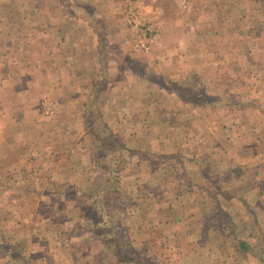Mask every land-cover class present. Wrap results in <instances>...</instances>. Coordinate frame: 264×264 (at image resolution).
I'll return each mask as SVG.
<instances>
[{
  "label": "crops",
  "instance_id": "1",
  "mask_svg": "<svg viewBox=\"0 0 264 264\" xmlns=\"http://www.w3.org/2000/svg\"><path fill=\"white\" fill-rule=\"evenodd\" d=\"M125 2L0 0V264H98L100 226L134 238L123 264L264 263V0H157L147 54Z\"/></svg>",
  "mask_w": 264,
  "mask_h": 264
},
{
  "label": "trees",
  "instance_id": "2",
  "mask_svg": "<svg viewBox=\"0 0 264 264\" xmlns=\"http://www.w3.org/2000/svg\"><path fill=\"white\" fill-rule=\"evenodd\" d=\"M112 157L113 156H108V159H112ZM114 162H116V161H114ZM114 168H115V166L112 168L113 170L110 172L111 173L110 180L107 178L104 183L97 184V187L104 186V189L108 190L109 195L107 194L108 196L106 195L107 197L105 196L104 199H105V203H107V206L109 207V210H111V211H112V209H115V207H120L119 203H121V202L123 203L124 206L129 203L128 199L125 202L124 199L122 201L121 197L118 198V196H120V190L116 187H118L117 180L119 177V169L117 167L115 169ZM100 170L102 171V168ZM108 182L113 184L114 188H112V190H110L107 187ZM100 201L102 202L101 199H100ZM120 209H122V208H120ZM87 210H88V213H87L88 215L86 214V218L88 219V222L92 223L94 218L96 220H101V217H102L101 214L102 213L99 212V207L92 205V201L90 203V200H89V206L87 207ZM122 213H123V210H122ZM109 215L112 219V222L113 221L117 222V220L119 221L118 216H116L114 214H109ZM88 224L89 223H87L86 225H88ZM86 225L81 227L82 232L79 231L78 237H82V235L84 233L89 231L87 229ZM115 230L119 232V235H120V232L122 235L123 234L125 235L124 231L117 230V229L105 230L102 226H100L98 229L94 230L95 233H99V240H100L99 247H102L103 246L102 244H104L106 247L104 253L98 252V254H97V261H98L97 263L98 264H119L120 262H123V259H134L136 257L135 253L128 254L125 252V250L123 248H120V249L110 248L109 244H110V241L112 239L111 233H113ZM124 235H123V238H124ZM88 237L90 238V236H88ZM112 252H113V255L115 256V259L112 258V256H111ZM23 254H24V246L23 245L15 244L14 246H9V248H8L7 255L10 257L11 260H13V264L21 263V261L23 259ZM103 254H105L108 257L107 261H106V258L102 257ZM142 260H143V263H146V260H144V259H142ZM259 262H260V264H264L260 260H259ZM251 263H254V261H252ZM147 264H150V263H147Z\"/></svg>",
  "mask_w": 264,
  "mask_h": 264
},
{
  "label": "built area",
  "instance_id": "3",
  "mask_svg": "<svg viewBox=\"0 0 264 264\" xmlns=\"http://www.w3.org/2000/svg\"><path fill=\"white\" fill-rule=\"evenodd\" d=\"M160 17L162 9L156 0H127L124 18L129 30L122 44L133 52L149 53L157 42Z\"/></svg>",
  "mask_w": 264,
  "mask_h": 264
},
{
  "label": "rangeland",
  "instance_id": "4",
  "mask_svg": "<svg viewBox=\"0 0 264 264\" xmlns=\"http://www.w3.org/2000/svg\"><path fill=\"white\" fill-rule=\"evenodd\" d=\"M127 1V0H126ZM126 3V2H125ZM156 4H158L157 3V0H156ZM125 5V4H124ZM159 6L161 7V9H162V19H161V17H160V19H159V25H158V37H157V42L152 46V49H155V48H166V42H165V37H166V32H167V26L165 25V22H164V14H165V10H164V7L162 6V5H160L159 4ZM122 19H123V23H124V25H125V27H126V31H125V35L124 36H126L127 35V33H128V30H129V28H128V25H127V23H126V20H125V18H124V6H123V8H122ZM119 24V23H118ZM113 35V34H112ZM123 35H122V37H121V40H119V42L121 43H119L121 46H124V48H126L128 51H131L126 45H123L122 44V40H123V37H124ZM109 37H110V39H109V41L111 40V38L113 39L114 37H112L111 35H109ZM118 39H116V40H114V41H111V43H112V45H118V41H117ZM155 47V48H154ZM226 146H231L230 144H227ZM127 206V205H126ZM103 218V217H102ZM119 221L121 222V223H123V216L122 217H120V219H119ZM86 227H88V225H86ZM78 233H79V230H78ZM123 233V232H122ZM112 234V239H111V241H110V248H116V249H120V248H123V249H125V250H127V251H125L126 253H128V254H132V251H131V249H130V246H129V244H133V242H135V240H134V238H132L131 237V234L128 232V233H126V235H124V238H123V235L121 234V232H120V235H119V232L118 231H114L113 233H111ZM86 236H88V234H83L82 235V237H80V238H86ZM90 236V235H89ZM0 237L2 238V237H4V236H2V234H0ZM99 242H100V240H99ZM99 242H97V246H95L94 244L92 245V247H90V246H86V249H88V250H91L92 252H96L97 251V254H98V252H105V249H106V247H105V245L104 244H102L103 246L102 247H99ZM125 245H127L128 247H124ZM25 251H24V254H23V257H24V255H25ZM259 253L260 252H257V253H255V254H257V255H253V259H254V263L253 264H260V262L257 260V257L258 258H260V257H262V256H259ZM251 255V252L248 254V256H250ZM35 256V259H36V255H34ZM111 256H112V258H114L115 259V256L113 255V252L111 253ZM33 257V256H32ZM102 257H104V258H106V261H107V259H108V257L105 255V254H103V256ZM139 257L140 258H147V256L146 255H142L141 253L139 254ZM24 261V259H22V261H21V263H19V264H26V263H24L23 262ZM23 262V263H22ZM31 263V262H30ZM34 263H36V262H34ZM33 263V264H34ZM119 264H123V262H120ZM150 264H152V263H150Z\"/></svg>",
  "mask_w": 264,
  "mask_h": 264
}]
</instances>
